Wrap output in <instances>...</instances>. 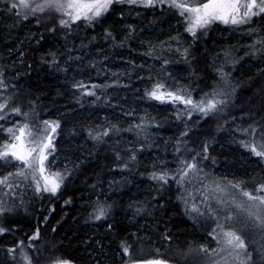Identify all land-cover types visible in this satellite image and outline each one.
<instances>
[{
  "label": "trees",
  "instance_id": "obj_1",
  "mask_svg": "<svg viewBox=\"0 0 264 264\" xmlns=\"http://www.w3.org/2000/svg\"><path fill=\"white\" fill-rule=\"evenodd\" d=\"M23 12L0 2V82L28 111L59 120L68 176L55 196L14 192V215L20 201L27 211L0 234L2 246L14 241V264L170 259L174 239L200 247L214 227L203 229L192 206L201 186L188 176L202 175L213 194L264 183V157L260 169L257 157L233 152L264 137V14L228 34L211 23L193 36L169 4L114 2L99 20L56 28L57 13ZM158 85L199 107L152 98ZM209 103L216 108L200 111ZM238 165L248 174L240 181L219 174L242 173Z\"/></svg>",
  "mask_w": 264,
  "mask_h": 264
},
{
  "label": "rangeland",
  "instance_id": "obj_2",
  "mask_svg": "<svg viewBox=\"0 0 264 264\" xmlns=\"http://www.w3.org/2000/svg\"><path fill=\"white\" fill-rule=\"evenodd\" d=\"M1 3H7L10 7L13 3H18V0H0ZM44 0H29L31 7H35L37 4H42ZM189 3L195 5L199 3V0H188ZM246 2V0H245ZM259 3V0H257ZM168 5V3H155L153 6H161ZM144 6V5H143ZM145 7V6H144ZM148 7V6H147ZM12 8V7H11ZM16 9L23 10L22 15L25 17L34 16L35 13L44 12L48 10L49 13L54 14L57 13L61 20H68L69 25L78 22H86L90 23L95 20H99V18H95L91 21L85 20L81 18L75 22L70 20L68 15L63 14V12H58L55 9L45 8L43 11H31L30 8H21L17 7ZM179 14L180 10L177 9ZM253 11H258V9H253ZM264 13H260L259 15L252 16L246 23L232 24L224 23L220 20L213 21L211 23L217 24L221 27V30L224 33L228 34L232 29H240L244 25H249L255 19L261 17ZM181 23L185 29L188 28V21L186 16H181ZM239 19V17H237ZM47 19H53L51 16H48ZM61 20H59L61 22ZM55 25V28L61 26V23ZM185 22V23H184ZM210 23V24H211ZM208 24L207 26H209ZM206 27V26H205ZM201 28H197L195 31L198 33ZM204 30V29H203ZM188 33H190L188 31ZM192 35V33H190ZM247 51V50H246ZM245 51V52H246ZM249 53V52H246ZM112 59H109L105 64L110 65ZM122 63H118L117 66H122ZM160 93H164L163 90L159 89ZM159 94V93H158ZM165 99H169L166 93ZM13 91L11 89L8 90L7 94L4 89V84L0 82V104L5 105L3 109H0V151H4L5 145H11L13 143H19L14 139L13 133H10L8 129H13L15 135H19V129L24 125H27V131H31L32 136L29 137L25 135L23 138L27 147H31L27 142L30 139L37 138L41 139L48 135L51 136L52 148L48 149L47 159L44 161L45 166V175L50 174H59L63 177L62 182H60V187L56 191V195H58V191L60 190L63 182L66 180L68 174L63 173L62 165L67 164V161L64 159H60L58 153H56V147L58 144V136H59V120L54 119L48 114H45L44 117L39 114V110H29L26 107L27 101H16L15 96H13ZM11 97V99H10ZM14 97V101H13ZM172 99V98H171ZM170 99V100H171ZM187 99V98H185ZM184 104V103H183ZM186 105V104H185ZM205 109H207V104L202 105ZM19 109V112L16 111ZM188 112H192L193 110L190 108V105H186L184 108ZM22 113V114H21ZM119 115V114H118ZM202 115V113L200 114ZM19 116V122H18ZM49 122V124H58L59 127L56 128V131L51 132V128L45 124V122ZM253 138L252 142H243L242 145L236 144V146L241 147L242 149H233V152L239 156H242L244 150L246 158L257 157L258 160L252 162L254 166H258L260 169H263L262 166L259 165L261 157L257 156L251 151V146H256L257 150L260 151L258 145L264 144L263 138ZM258 145H257V144ZM238 147V148H239ZM250 150V152L247 150ZM230 149V148H229ZM10 152L12 149H8ZM239 150V151H238ZM241 151V152H240ZM7 167L4 172H0V181H5L0 183V228L3 231H0V234L4 232H9V229L12 230V223L14 222V217L17 214H24L27 210H25L21 201L17 202L16 206V214L14 215V192L21 196L22 198L26 195L37 194L40 192H47L52 194L50 191H44V181L40 178V174L38 171H34L32 168L23 167L19 160H16L11 155L5 158H0V167ZM240 167L242 169V173H234L230 170H225L219 172V174H225L226 177H236L237 181H240L242 178L238 176L244 173L245 168L243 166L238 165L232 170H236ZM23 170L24 175L18 176L16 173ZM192 174V173H190ZM248 175V174H247ZM5 178H7L5 180ZM188 180L192 182V184H199L201 186V191H198L200 195L197 198L198 203L192 204L197 213L200 214L198 217L202 219V227H207V223L211 225L214 224V227L210 228L211 236L205 235L203 237V243L199 246H191L189 245L191 242L180 241L178 239H174V244L170 246V248L166 249L165 253L167 257H169L171 261L177 262L179 264H264L263 259L260 256H264V227L260 226V222L255 220L254 218L249 217L248 212L251 211L258 215L264 216V206H260L256 201H249L247 197L242 195L243 192L247 191L249 193H253L254 195H264V193L257 192V189L260 188L264 183L257 182L253 180L241 181L236 183L238 187L227 186L224 188L227 192L218 193L219 184L212 185L214 189L217 191L215 194L212 193L211 190L207 189L209 185L208 182H203L202 175H192L188 176ZM37 181L40 184V190H37ZM202 183H205V186H202ZM259 183V185L257 184ZM141 183L136 184V186H140ZM148 183L144 184L147 185ZM102 193H103V189ZM175 193L172 195V197ZM55 196V195H54ZM178 197V196H177ZM215 205L216 208L212 207ZM237 204H242L244 207L237 208ZM100 214L98 212L97 216ZM231 216L232 219L229 220L228 217ZM226 231H234L237 235H240L241 238L245 242V249H233L231 246L226 244V238L223 236V233ZM262 235V242L261 237ZM1 236V235H0ZM213 236V237H212ZM3 237V235H2ZM263 243V245H262ZM5 243L1 240L0 237V259L3 264H14V241L11 246H2ZM20 243L16 242V245ZM203 244V245H202ZM189 245V246H188ZM174 246V247H173ZM173 247V248H171ZM185 247L183 250L180 248ZM175 257V258H174ZM0 263V264H2ZM120 264H127L125 262H121Z\"/></svg>",
  "mask_w": 264,
  "mask_h": 264
},
{
  "label": "snow or ice",
  "instance_id": "obj_3",
  "mask_svg": "<svg viewBox=\"0 0 264 264\" xmlns=\"http://www.w3.org/2000/svg\"><path fill=\"white\" fill-rule=\"evenodd\" d=\"M114 2L129 4L141 3L145 7L153 6L155 3H168L169 6L177 8L180 10L181 16H186L188 21L187 31L192 33L193 36L196 34L197 28H203L213 21L220 20L224 23L231 22L232 24L246 23L252 16L264 13V0H199L198 4H191L188 0H44L42 4H37L35 7H31L29 0H18V3H13L11 7L17 8H30L31 11H43L45 8L55 9L58 12H63V14L68 15L72 22L80 20L81 18L91 21L104 12H106L110 5ZM253 9H258V11H253ZM239 17V19L237 18ZM25 18L27 15L25 14ZM61 25L67 27L69 25L68 20H61ZM162 85H158L155 90H153L149 95L158 100H164L165 94L160 93L159 89ZM159 93V94H158ZM90 95L92 93H89ZM168 97H171L175 101H180L186 105H191L192 107H199V105L194 104L190 98L185 99L182 96L174 95L173 93H167ZM5 105L0 104V109H3ZM216 108L215 103H209L207 109L200 107V111L207 114L208 111L214 110ZM19 112V109H16ZM2 118V117H0ZM48 127L51 128V132H55L56 128L59 127L58 124H49L45 122ZM27 125L20 128L19 135H15L13 129H8L10 133H13L14 139L19 143H13L11 145H5L4 151H0V158H5L11 155L16 160H19L23 167L32 168L34 171H38L40 178L44 181V191H50L53 195L56 193L57 189L60 187V182H62L63 177L59 174L45 175L44 161L47 159L48 149L52 148L51 136L48 135L44 138L30 139L27 143L31 147H27L24 141L25 135L31 137V131H27ZM262 149L257 150L256 146H251V151L257 156H264V144L259 145ZM8 149H12L10 152ZM188 170H194L196 168L195 164H187ZM18 176H23L24 172L21 170L16 173ZM188 176V171H184L181 179ZM157 178V177H154ZM7 178H5L6 180ZM160 180H165V176L161 175L158 177ZM5 181H0L3 183ZM165 182H167L165 180ZM233 187H238L233 185ZM37 190H40L39 181H37ZM257 192L264 193V185H261ZM242 195L247 197L249 201H256L260 206H264V195H254L247 191L243 192ZM237 208L244 207L242 204H237ZM101 215H103V210H101ZM249 217L254 218L260 222V226L264 227V216L258 215L251 211L248 212ZM229 220L232 219L231 216L228 217ZM0 231H3L0 228ZM226 238V244L231 246L233 249H245V242L240 235H237L234 231H226L223 233ZM127 251V249H125ZM57 264H66V262H57ZM148 264H160L159 261H149ZM243 264V262H241Z\"/></svg>",
  "mask_w": 264,
  "mask_h": 264
},
{
  "label": "water",
  "instance_id": "obj_4",
  "mask_svg": "<svg viewBox=\"0 0 264 264\" xmlns=\"http://www.w3.org/2000/svg\"><path fill=\"white\" fill-rule=\"evenodd\" d=\"M149 261H159L160 264H179L174 261L168 260L166 258L156 257V258H147V259H138L131 264H148ZM58 261L53 262L51 264H57ZM59 262H66V264H80L72 261H59Z\"/></svg>",
  "mask_w": 264,
  "mask_h": 264
}]
</instances>
